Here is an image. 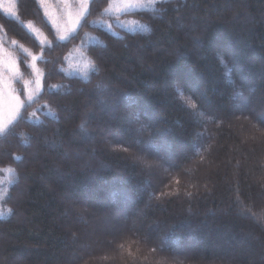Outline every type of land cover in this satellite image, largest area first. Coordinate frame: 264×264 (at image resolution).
Returning a JSON list of instances; mask_svg holds the SVG:
<instances>
[{"label":"trees","instance_id":"obj_1","mask_svg":"<svg viewBox=\"0 0 264 264\" xmlns=\"http://www.w3.org/2000/svg\"><path fill=\"white\" fill-rule=\"evenodd\" d=\"M14 3L16 15L0 8V39L17 42L16 87L26 99L24 48L40 54L42 85L0 133V169H14L0 172L1 206L13 210L0 215V264H264V0H157L119 15L95 0L89 23L64 41L39 0ZM72 56L94 59L99 75L85 82ZM122 201L129 220L95 239L97 252L82 221Z\"/></svg>","mask_w":264,"mask_h":264},{"label":"snow or ice","instance_id":"obj_2","mask_svg":"<svg viewBox=\"0 0 264 264\" xmlns=\"http://www.w3.org/2000/svg\"><path fill=\"white\" fill-rule=\"evenodd\" d=\"M39 2L41 4L45 3V0H39ZM60 3H62L66 8H68V12H67V16H68V20L69 23L71 24V28H64L61 31V34L59 36V39L64 41L67 40L69 38L74 39L75 35L78 34V28L82 27L84 24L89 23L87 20V17L89 15H91V6L92 4L95 3V0H78L79 3V8L78 10L73 13V11L71 10V8H69V0H59ZM155 2V0H108V5L107 7L103 8V14H114V15H119V14H124L126 12H130L136 9H143V8H147L150 7L151 5H153ZM16 4L14 3V0H0V8L3 9V11L8 14V15H16ZM45 15H49L50 13L48 12L47 9H45ZM95 23V22H93ZM53 24H55V20H53ZM28 27H32L31 22H29ZM34 31H36L35 29H33ZM68 33H71V37H69V35H67ZM13 44H16L17 42L15 40L12 41ZM21 48H23V45H20ZM102 47H107V45H102ZM24 51L27 52L28 49L24 48ZM5 56H8L9 59L7 61H5V68L7 69L8 73L10 75H8L6 78H0V83H2V89H0V133H4L6 130H8L11 126L14 125V123H17L19 121V119H21V112L20 110L23 108L24 110H27V108L31 107L33 103H35L36 101V95L34 93H29L27 95V99L22 100L21 99V95H23V92L20 93V95H13L12 92V80L15 78H18L20 75V70L19 67L17 65V62L15 60H12L10 58V53L5 52L4 53ZM29 55H31V53H29ZM33 61L37 60V57L35 55L31 56ZM20 63H23L22 61ZM221 63L223 64V58H221ZM33 68H35V64L32 65ZM37 71V80L35 81L37 88L39 89L41 81H40V77H39V70ZM67 72V70H65ZM74 71H79L83 73V79L85 82H91V77L89 75V72H91L92 74L95 75H99V68L97 67L96 61L92 58H85L82 61V64L75 68ZM70 74V73H69ZM229 75H230V71H229ZM28 83V81H24V84L26 85ZM107 88V85L101 83H98L96 85V88L94 89V92H99L100 95L103 94L104 90ZM7 95V97H9L12 101L15 102L14 106L9 107L7 106L6 101L3 100L4 95ZM68 95L71 94V89L68 90L67 92ZM177 94L178 96L181 98L182 102L186 103V106L188 108H190L193 111H196L197 109H199L200 105L199 103L194 100V99H185L183 92H181L179 89L177 90ZM59 107V105H58ZM34 115V114H33ZM51 115V114H50ZM198 115L200 117H204V112L200 111L198 113ZM243 115V113H242ZM130 117L135 119V114L132 113L130 114ZM95 118V114L94 113H90L87 115L86 117V121L90 122L91 120H93ZM54 119L58 122L60 117L59 116H54ZM207 120L212 121V120H216V122L222 123V121L217 118V117H213L211 115L206 117ZM262 122H264V116H261L259 118ZM85 123H82L80 125V131L84 134L85 138H88L91 136V133H87L86 128H85ZM41 127H47L46 125L43 124V122H41ZM147 127L146 125H141V128H145ZM202 135V134H201ZM123 151L127 152L128 148L127 147H123ZM16 160H22V157H15ZM139 163L145 168V169H151L154 167L153 163L148 160L147 158H140L139 159ZM0 172H6L9 175H11L14 172V169L12 168H5V169H0ZM177 184H179V180L176 181ZM238 191V189H237ZM173 193H160V196H164V195H171ZM178 194V193H176ZM5 195H7L5 193ZM186 195H188L189 197L192 196V193H187ZM0 198H4V197H0ZM7 199H10V196H7ZM5 202H7V200H5ZM249 211L251 212L252 210L249 209ZM9 214H13V210L12 209H8ZM253 215H255V213H252ZM118 231V230H117ZM145 240H149L150 237H148L147 235L144 236ZM109 245H111L113 243V241H109L108 242ZM124 245L120 244L119 248L123 249ZM153 252L157 251L156 248H152L151 249ZM167 248L166 246H164V241L161 240V247L159 249V251L164 252L166 251ZM129 255H131V251H129Z\"/></svg>","mask_w":264,"mask_h":264},{"label":"rangeland","instance_id":"obj_3","mask_svg":"<svg viewBox=\"0 0 264 264\" xmlns=\"http://www.w3.org/2000/svg\"><path fill=\"white\" fill-rule=\"evenodd\" d=\"M156 1L157 0H155V2ZM44 7L50 13V16L49 15H47V16H48L49 20L51 21L52 25L54 26V28L57 32L58 38H59L61 31L64 28H71V24L69 23L68 16H67L68 8H66L62 3H60L59 0H45ZM68 7L71 8L73 13H75L79 8L78 0H69V6ZM53 20H55V24H53ZM115 23H116V25H123V24L129 23V24L138 25V27L142 25V23L140 21H138L137 19H134V18H126V19L117 18V21ZM34 29L36 30L35 33L41 39V41L44 44L47 43L48 40L45 37V35L38 28H34ZM67 35L70 36L71 33H68ZM14 45L15 44L8 42L6 39H0V78H6L8 75H10L8 73L7 69L5 68V61H7L9 59L8 56L4 55L5 52L10 53L11 54L10 58L17 62L16 57L12 51V49H13L12 47ZM29 53H31V52L27 51L28 55H29ZM32 55H35L38 58V56L40 54L31 53V55H30V60H29V68H30V74L29 75L30 76L25 78V80H24V81H28V83L26 85L24 84L25 85L24 86V90H25L24 95H25L26 99H27V95L29 93H34L35 95H37V93L41 89V85H42V73H41V70L37 64V60L36 61L32 60V58H31ZM71 59H72V61H71L72 66H76V67H79L83 61V60H79L78 58H75V56H72ZM33 64H35V68L32 67ZM17 65H18V62H17ZM36 70H39V77H40V81H41L39 89L37 88V85L35 83V81L37 80V71ZM19 77H21V72H20ZM16 80H17V78L12 80V92H13V95H20V93L16 87V84H15ZM24 81H23V83H24ZM0 89H2V83H0ZM107 93L110 94L109 91ZM98 94L100 95V93H98ZM21 99L26 100L22 97V95H21ZM3 100L6 101L7 106H9V107L14 106V104H15L14 101H12L9 97H7L6 93L3 97ZM240 101L242 102V97H240ZM248 110H250V108H248ZM87 111L90 112V109L86 110V114H87ZM244 113H245V111H244ZM262 114H263V112H257L256 115H257V117L260 118L261 116H264ZM252 115H254V114L252 113ZM141 125L139 123L140 127H141ZM247 125L249 127H251L252 124L250 122ZM249 129H251V128H249ZM240 135L246 138V136L248 134L246 132H243V133H240ZM105 140H107V138H105ZM159 157L162 160V162H164L166 160V158L163 155L162 156L160 155ZM164 163H162L163 166H164ZM157 164L160 166V160ZM162 164H161V166H162ZM6 180H7L6 176H0V197H4V198H0V215H5L8 213V208L5 207L4 205L1 206V203H3V201L6 197V195H5L6 191L4 190V185H5ZM7 184H8V182L6 183V185ZM123 195L126 196L124 193H123ZM114 205H115V210H113L114 209L113 208L111 211H107L103 216L99 217L95 221L86 220L84 218H83L84 220L82 219L83 220L82 222L86 226H88V231L85 232L86 237H88V238L92 237L95 233V235L93 236V239H92V241L94 243V250L99 249V247H100V245H98V243H97V240L94 241L95 239H98L99 241H101V238H103L104 233L106 231L110 232L112 228L116 227L115 223L123 224V223L127 222L126 220H129L128 219L129 209H127L125 202L122 201L120 203V205L119 204L118 205L114 204ZM76 210L80 211L78 208H76ZM81 217H83V216L81 215ZM105 250L106 249H101L100 252L103 253ZM96 251L98 252L99 250H96ZM86 252H88V250ZM8 264H14V263L8 262Z\"/></svg>","mask_w":264,"mask_h":264},{"label":"bare ground","instance_id":"obj_4","mask_svg":"<svg viewBox=\"0 0 264 264\" xmlns=\"http://www.w3.org/2000/svg\"><path fill=\"white\" fill-rule=\"evenodd\" d=\"M110 95H111V92H110Z\"/></svg>","mask_w":264,"mask_h":264}]
</instances>
